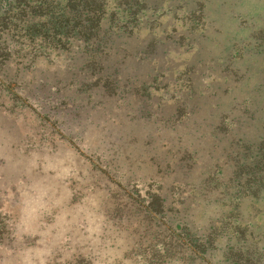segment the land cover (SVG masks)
<instances>
[{"label": "rangeland", "instance_id": "rangeland-1", "mask_svg": "<svg viewBox=\"0 0 264 264\" xmlns=\"http://www.w3.org/2000/svg\"><path fill=\"white\" fill-rule=\"evenodd\" d=\"M78 1L0 0V264H264V0Z\"/></svg>", "mask_w": 264, "mask_h": 264}, {"label": "trees", "instance_id": "trees-1", "mask_svg": "<svg viewBox=\"0 0 264 264\" xmlns=\"http://www.w3.org/2000/svg\"><path fill=\"white\" fill-rule=\"evenodd\" d=\"M96 1L97 0H79L78 2H73L72 4L67 6L66 10L69 11V13L64 16V18L66 19V22L64 21V23H65V27L67 28L66 30H68V31L63 33V36L65 38H68L70 31H76L82 27L83 28L87 27L89 29V31L87 33H82L81 29H80L77 32L78 34L75 33L74 35H78L79 40H82V42H84L85 44H92V43L94 44V42H95L94 38L97 37V29H99V28H97L99 25V21L97 19H93V18H95L96 14H98L100 11L99 7H96L97 6ZM44 4L41 3L40 7H39V8H41L40 11H42V12L45 10H48L49 8L52 7V5H50L49 7L45 8ZM55 8H56V6L52 7V9H50V10H54ZM5 11L10 12V10H7V9ZM18 14L23 15V17L27 19L26 14L21 13V12H19ZM62 16H63V14H62ZM4 18L7 20V22L9 20H12V18H10L9 16L4 17ZM76 20H79V21L77 22ZM80 21H83L82 25L80 24ZM66 24L70 25V27L67 26ZM59 28H62V27L59 25ZM263 40L264 39H262V41L259 43V45H258L259 47H260V45L263 44ZM127 57L130 58L131 55H128ZM191 88L189 89V92H190L189 94L194 92Z\"/></svg>", "mask_w": 264, "mask_h": 264}]
</instances>
